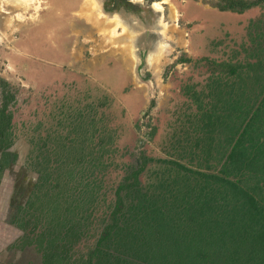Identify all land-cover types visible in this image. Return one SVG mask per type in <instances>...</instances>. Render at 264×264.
Instances as JSON below:
<instances>
[{
	"label": "rangeland",
	"instance_id": "rangeland-1",
	"mask_svg": "<svg viewBox=\"0 0 264 264\" xmlns=\"http://www.w3.org/2000/svg\"><path fill=\"white\" fill-rule=\"evenodd\" d=\"M60 2L0 0V21L8 22V32L0 33V106L5 101V95L10 93L15 97L13 100L8 97V112L13 115L14 133V143L10 150L18 154L16 163L12 162L15 164L0 174V264H43L42 253L35 244L24 246L21 239L26 233L17 223H11L10 216L12 211L13 215L18 216L21 207H25L31 199L35 200V195H41L46 190L42 191L40 185L39 170L44 165L49 166L56 176L60 168L62 174L67 171L64 150L75 147L70 158L74 162L81 156L80 151L85 149L87 153H94L86 158L87 162L96 156L102 163L103 169L97 170L93 176L88 170L89 180L97 179V185L102 183V190L98 193L100 199L93 205L94 214L99 217L106 215L105 201L112 199L115 192L113 189L127 176L131 165L137 164L142 157L147 163L141 175L144 185L154 183L159 178L176 176L181 168L170 163L172 161L187 164L189 169L197 170V162H191L193 155L189 149L190 141L186 140L188 133L193 134L189 115L195 112L196 106L191 104L183 91H187L188 86L204 84L209 69L204 58L219 62L241 61L249 54L246 49L254 52L257 48L254 40L260 31L256 27L264 29V6L239 14L219 10L214 6L216 0H79L78 3L72 0V3L69 1L71 5H79L80 10L82 8V22L93 23L90 28L87 24L80 27L79 34L83 35L79 38L78 32L75 36L72 24L74 21L70 17L72 15H62L65 13L62 9L66 3L58 6ZM188 3L198 4L202 10H213L208 18L203 16L204 22L209 20L210 23H215L222 20L221 22L227 21L229 24H219L217 29L202 26L197 30L208 38H204L205 43L190 42L188 33L189 36L182 38L183 48L176 49L177 39L171 37L172 33L164 31V28L167 23L170 26L180 24L185 27L182 20L187 16L186 11L192 10L190 5H186ZM41 17L50 20L45 24L48 26L37 24ZM58 17H65L66 21L71 22L68 21L70 24L67 25L66 34L70 38L71 47L81 42L82 51L87 52V67L90 64V68H94L89 79L83 77L79 81L59 85L56 84L57 74L53 67L39 64V60H48L50 64L59 60L58 53L53 49L41 52L43 44L47 40L48 43L54 41V32L57 34L61 28L54 24V19ZM261 17L262 24L255 26L254 23H261L258 21ZM160 20L163 27H158ZM196 23L201 25L198 20L192 25ZM1 26L0 23V28ZM10 27L19 31L20 36L13 33ZM24 36L25 39L22 40ZM13 37L21 47V52L16 55L3 52L5 42L8 45ZM19 38L22 41H18ZM76 38L79 41L75 43ZM260 41H264V36ZM131 49L136 51L132 52ZM157 49L162 50L164 59L172 61L164 69V84L168 87L162 91L161 104H157L159 90L156 86L138 82L146 100L141 98L136 103L138 98L134 93L137 91L135 87L138 76L144 72L145 80L151 81L144 64L141 65V59ZM91 51L100 54L95 57L97 63L94 65L88 60ZM122 52L130 53L135 64L130 65L129 68L132 69L128 73L123 72L116 61L125 59L126 55L123 56ZM191 52H194L193 55ZM107 55H112L113 64H106ZM127 60L129 59L126 58ZM137 63H140L138 69ZM126 78L129 79L128 82L125 81ZM3 82L10 85L4 89ZM48 84L50 86L45 88ZM106 99L108 101L104 102ZM129 99L136 104L133 105L132 100L128 103ZM143 110L145 114L142 116ZM86 164L88 165L76 164L75 170L80 171ZM79 178L81 173L69 178L70 186H74L69 195L73 194L74 197L75 194L80 198L83 187L79 184ZM153 192L160 193L161 188L151 193ZM26 235L30 236L29 232ZM34 236L35 234L31 237ZM85 244L86 241L79 242L69 251V255L74 258L80 255L81 250L87 248ZM19 245L25 249L19 250Z\"/></svg>",
	"mask_w": 264,
	"mask_h": 264
},
{
	"label": "trees",
	"instance_id": "trees-1",
	"mask_svg": "<svg viewBox=\"0 0 264 264\" xmlns=\"http://www.w3.org/2000/svg\"><path fill=\"white\" fill-rule=\"evenodd\" d=\"M214 6L240 14L264 6V0H216ZM256 30L254 52L246 49V58L235 63L204 58L209 67L204 84L183 91L196 106L189 115L193 134L186 140L197 170L172 161L181 168L176 176L144 185L142 157L113 189L106 215L99 217L93 205L102 183L89 180L88 170L93 176L102 163L96 156L87 162L94 153L85 149L74 162L75 147L64 150L67 171L60 168L56 176L44 165L40 185L46 190L13 221L29 232L21 239L24 246L35 244L43 264H264V29ZM3 83L4 89L10 85ZM9 94L0 106V174L18 158L10 151L8 97H15ZM84 163L77 173L76 164ZM79 173L80 198L69 195L74 189L69 178ZM157 188L160 193H151ZM81 241L86 250L70 256Z\"/></svg>",
	"mask_w": 264,
	"mask_h": 264
},
{
	"label": "crops",
	"instance_id": "crops-1",
	"mask_svg": "<svg viewBox=\"0 0 264 264\" xmlns=\"http://www.w3.org/2000/svg\"><path fill=\"white\" fill-rule=\"evenodd\" d=\"M67 1L68 2L70 1L72 3V0H58V2H60V5H58V6H61L62 4H64L63 2L66 3V6L64 7V9H62V11H64L65 13H63L62 15H64V16H69V14L72 15L70 17L73 18L74 23H72V24L74 25L75 36H77L76 32H78V34L80 33V30H81L80 27L82 25L87 24L88 27H89L93 23L85 22V24H84V22H82V19H81L82 16L80 15L82 13L81 12L82 8L80 10L79 9L80 8L79 5H71L70 2L68 3ZM73 2H75V3L77 2L78 3L79 0H73ZM185 3H187V2H185ZM186 5L189 6L190 4L188 3ZM189 7H191L192 10L186 11L187 16L184 18V20H182L184 22V24H185V27L180 26V24H172V26H170L167 23V25L164 28V31H166V32L170 31L172 33L171 37L174 36L177 39L178 42L175 45V46H177L176 49L177 48L178 49L179 48L180 49L183 48L182 38L184 36H186L188 33H189L190 36L189 35H187V36L190 37V42H193V41L195 43L204 42V38H205V40H208V38H206L204 36V33L201 34V32L197 30V29H200L202 26L203 27H208L209 29H211V27L217 29V28H219V24L223 23V26H225L226 24H229L227 21L226 22H221L222 20L218 21V22H215V23H210L209 20L204 22V19H203L204 17L203 16H206L208 18V16L211 15V13H213V10H211V9L210 10L209 9H203L202 10V8H200L199 5L195 4V3H192V5H190ZM54 9L55 10H59V9H56V8H54ZM194 18H196V19H194ZM54 20H56L55 23H54L55 26H60L61 28H59L58 29L59 31L56 32L57 34H55V32H54V35H55L54 36V41H50L48 43V40H47V42H45L46 44H43L41 52H49L50 49H53V50H55L58 53L59 60L55 61L53 64H50V62H48V60H39L40 58H38L39 64L49 65L47 67H50V66L53 67V71L57 74V83L56 84H59V85L60 84L66 85L67 83H71V82L73 83V81H75V80L79 81L83 77L89 79L90 72H93L94 68L91 69L90 68L91 67L90 64H89V67H87L88 63L86 62V59H85V56H86L87 52H83L82 51V48H81V45H80L81 42L76 43V42L79 41L78 38H76V41H75V43L77 45L75 44L76 46L74 45V47H71L70 38L66 35L67 34V25L69 26V24L71 23L70 20H68L70 23L68 21H66L65 17H61V18L58 17V18H55ZM177 20H178V18L175 21H177ZM197 20L201 22V25H200V23H196L195 25H192V24H194L195 21L197 22ZM49 21L50 20L48 18L45 19V17H41V21H39L37 24H42V26H44ZM0 23L2 24V26L0 28V33L1 34H6V32H8V30H7L8 22L7 21H5V22L0 21ZM15 24H18V23L16 22ZM45 26H48V25H45ZM158 27H163L162 24H161V20H160V23H159ZM54 28L56 29V27H54ZM10 29L13 30V33L16 32L17 35L19 34V36H20L19 31H17L16 29H14L12 27H10ZM27 29H30V28H27ZM53 31H54V29H53ZM82 35L83 34L81 33V34H79L78 37L80 38V37H82ZM19 39L20 40H18V41H22V40L25 39V36L22 37V40H21V38H19ZM135 42H136V40H135ZM4 47H5V50L3 52H11V53H14L15 55L17 54V52H21L19 50L20 46L16 42V38L15 37L10 39L8 45L5 42ZM25 48H29V47H25ZM131 50H129V52H131ZM133 50H132V52L136 51V50L135 51H133ZM161 51H162L161 49H157L155 51L153 50L148 55H146L144 57L145 59H143V60L141 59V65L144 64V67H145L144 69H145V71L147 73H149L148 76H149V79H151V81H146L145 80L144 72H143L142 75L138 76L137 84H136V87H135V91L136 90L137 91L134 93L136 95V97L138 98L136 103L140 102L141 98H143V100H146L145 96L143 97V93H141L140 84L145 85V83H152L159 90L156 102H157V104H161V99L163 98V92L162 91L164 89L166 90L167 87H168V86H166L164 84V79H163V76L165 75L164 69H166L165 67L169 63L172 62V61H169L167 59H164L163 58V54H162ZM32 52H35L34 48L32 49ZM167 53L169 54V52H167ZM193 53L194 52H191V55H193ZM124 55H126L125 59H123V60H125V62L123 60H121V61L116 60V61L119 63V65H121V67H122L121 70L123 72H127L128 73L132 69V68L131 69L129 68L130 65L132 64L133 66H135V64L132 61V57L130 56V53H128V52L126 54L123 53V56ZM99 56H100V54H98L97 52H94V51L92 52L91 51L88 60H89V62L93 63V65H94V64L97 63V61H95V57H99ZM105 57H106L105 58L106 59V61H105L106 64H109V63L113 64L114 60H113L112 55H110V57H109V55H107ZM126 58L129 59V60L126 61ZM110 59H112V60L109 62ZM160 60L161 61L163 60V62H161ZM139 67H140V63H137L136 64V68L138 69ZM127 79L128 78H126L125 81L128 82L129 79L128 80ZM138 82L140 84H138ZM49 86L50 85L48 84V86H45V88H47ZM109 87H112V86H109ZM41 88H43V87H41ZM124 88H127V87H122V89H124ZM131 100L132 99H129L128 103H130ZM106 101H108V100L107 99L104 100V102H106ZM111 101H112V99H111ZM148 101L149 100H147V102ZM136 103H134L133 100H132V104L133 105H135ZM101 104H102V102H101ZM147 109H148V111L150 110V108H147ZM141 114H142V116L145 114L144 110L141 111Z\"/></svg>",
	"mask_w": 264,
	"mask_h": 264
},
{
	"label": "flooded vegetation",
	"instance_id": "flooded-vegetation-1",
	"mask_svg": "<svg viewBox=\"0 0 264 264\" xmlns=\"http://www.w3.org/2000/svg\"><path fill=\"white\" fill-rule=\"evenodd\" d=\"M10 151H11V150H10ZM1 152H2V151L0 150V153H1ZM0 157H1V155H0ZM0 160H1V159H0ZM16 161H17V160H16ZM16 161H15V163H16ZM15 163L10 164L9 167L12 166V165L15 164ZM15 216H16V215H15V214L13 215V211H12L11 216H10V217H11V223L14 221Z\"/></svg>",
	"mask_w": 264,
	"mask_h": 264
}]
</instances>
